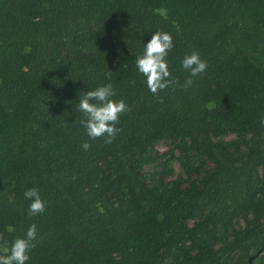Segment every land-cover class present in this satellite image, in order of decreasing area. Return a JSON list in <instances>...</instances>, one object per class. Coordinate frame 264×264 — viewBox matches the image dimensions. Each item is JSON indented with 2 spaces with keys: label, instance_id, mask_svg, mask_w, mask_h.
<instances>
[{
  "label": "trees",
  "instance_id": "1",
  "mask_svg": "<svg viewBox=\"0 0 264 264\" xmlns=\"http://www.w3.org/2000/svg\"><path fill=\"white\" fill-rule=\"evenodd\" d=\"M157 30L178 84L153 94L135 58ZM108 82L128 106L111 143L75 111ZM262 120L264 0H0V255L35 223L26 264H264Z\"/></svg>",
  "mask_w": 264,
  "mask_h": 264
},
{
  "label": "clouds",
  "instance_id": "2",
  "mask_svg": "<svg viewBox=\"0 0 264 264\" xmlns=\"http://www.w3.org/2000/svg\"><path fill=\"white\" fill-rule=\"evenodd\" d=\"M164 14L163 12L161 13ZM174 48L173 36L168 31L157 30L150 39L144 42L142 53L135 58L136 71L145 80L148 91L158 94L166 88L177 86L178 82L171 77L168 57ZM187 76L182 87H191L194 79L204 73L208 63L198 51L186 53L180 61ZM116 90L111 82L98 85L84 91L78 96L75 111L82 114L80 124L90 139L103 137L106 143H111L121 131L117 123L122 113L128 110L124 99H115ZM264 123V120L261 121ZM81 147L87 151L90 148L88 141ZM24 197L30 201L29 216H35L46 210V201L37 187L25 190ZM38 229L35 223L30 224L22 236L14 238L7 253L0 255V264H26L30 261V252L34 247Z\"/></svg>",
  "mask_w": 264,
  "mask_h": 264
},
{
  "label": "rangeland",
  "instance_id": "3",
  "mask_svg": "<svg viewBox=\"0 0 264 264\" xmlns=\"http://www.w3.org/2000/svg\"><path fill=\"white\" fill-rule=\"evenodd\" d=\"M170 146H171L170 141H160V142H158L155 145L156 150L159 153H164V152L168 151V149L170 148ZM170 165L174 169V172L172 173V175L170 176V178H176L181 173L180 165H179V163H178V161L176 159H171ZM155 167H156V164L155 163L150 164V165H147L145 167V171L146 172H151Z\"/></svg>",
  "mask_w": 264,
  "mask_h": 264
}]
</instances>
